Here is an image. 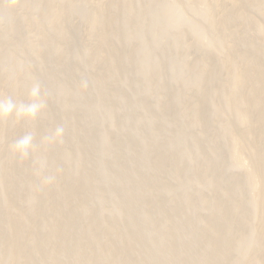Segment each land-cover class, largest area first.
I'll return each instance as SVG.
<instances>
[{"label": "rangeland", "instance_id": "374dc122", "mask_svg": "<svg viewBox=\"0 0 264 264\" xmlns=\"http://www.w3.org/2000/svg\"><path fill=\"white\" fill-rule=\"evenodd\" d=\"M34 81L45 111L0 122V264H264V0H0V97Z\"/></svg>", "mask_w": 264, "mask_h": 264}, {"label": "clouds", "instance_id": "9594fccd", "mask_svg": "<svg viewBox=\"0 0 264 264\" xmlns=\"http://www.w3.org/2000/svg\"><path fill=\"white\" fill-rule=\"evenodd\" d=\"M81 87L87 88V80L81 81ZM27 103H16L11 98L0 97V122L10 120L13 123L22 121H35L47 107V97L41 84L34 81L28 92ZM65 136V126H56L49 134L41 138V144L51 145L63 143ZM36 148L35 136L32 132H26L10 145V151L20 161L26 160L33 155ZM38 168L36 174L40 178L39 187L50 185L55 181L54 175L43 174L47 167V161L41 158L37 161Z\"/></svg>", "mask_w": 264, "mask_h": 264}, {"label": "bare ground", "instance_id": "6f19581e", "mask_svg": "<svg viewBox=\"0 0 264 264\" xmlns=\"http://www.w3.org/2000/svg\"><path fill=\"white\" fill-rule=\"evenodd\" d=\"M238 73H239V72H238ZM260 74H261V73H260ZM242 75H243V78H244V77H245V76H244V73H242ZM257 75H258V74H257ZM262 75H263V74H262ZM236 76H237V77L239 76V77H238L239 81H238L237 83L239 84L238 86H239V88H240V85H241V82H240V81L243 80V79L240 77L239 74H238V75L236 74ZM258 76H259V75H258ZM261 77H262V76H261ZM258 78H259V77H258ZM262 78H263V77H262ZM260 79H261V78H260ZM234 80H237L236 77L234 78ZM258 80H259V79H258ZM262 80H263V79H262ZM244 81H245V80H244ZM235 82H236V81H235ZM239 82H240V83H239ZM237 83H236V86H237ZM236 86H234V87H236ZM238 86H237V87H238ZM241 86H242V85H241ZM256 86H257V85H256ZM235 89H236V88H235ZM237 89H238V88H237ZM255 89H256V88H255ZM255 89H254V90H255ZM254 90H253V91H254ZM261 92H262V91H261ZM261 94H263V92H262ZM259 95H260V94H259ZM260 96H261V95H260ZM261 97H262V96H261ZM234 98H235V97H234ZM237 98H238V97H237ZM240 98H241V97H240ZM232 99H233V98H232ZM235 99H236V98H235ZM229 100H230V98H229ZM229 100H228V101H229ZM233 100H234V99H233ZM233 100H231V101H233ZM236 100H237V99H236ZM239 100H240V99H239ZM245 100H246V99H245ZM228 101H227V102H228ZM234 102H235V100H234ZM236 102H237V101H236ZM242 102H244V101H242ZM242 102H241V103H242ZM246 102H247V100H246ZM257 102H258V101H257ZM249 104H251V103H249ZM258 104H259V103H258ZM260 104H261V103H260ZM240 105H241V104H240ZM243 105H244V104H243ZM252 105H253V104H252ZM254 106H255V104H254ZM262 106H263V105H262ZM262 106H261V107H262ZM241 108H242V107H241ZM248 108H249V107H248ZM254 109H255V108H254ZM258 109H259V108H258ZM262 110H263V109H262ZM247 111H248V110H247ZM242 113H243V112H242ZM257 113H258V112H257ZM240 114H241V113H240ZM243 115H244V114H242V117H243ZM252 115H253V114H252ZM254 115H255V114H254ZM258 115H259V114H258ZM235 116H236V118H237V117H238V114L235 115ZM240 116H241V115H240ZM246 116H247V113H246ZM246 116L244 115L243 118H245V119L248 118V120L251 119V118L246 117ZM248 116H249V114H248ZM250 117H251V115H250ZM238 118H239V117H238ZM240 118H241V117H240ZM254 118H255V117H254ZM257 118H258V117H257ZM241 119H242V118H241ZM241 119H240V121H245L244 119H242V120H241ZM237 120H239V119H237ZM257 121H258V120H257ZM260 121H261V120H260ZM263 121H264V120H263ZM263 121H262V122H263ZM251 130H252V129H251ZM251 130H250V131H251ZM253 131H254V130H253ZM251 132H252V131H251ZM251 132H250V133H251ZM250 133H249V134H250ZM253 134H254V133H253ZM262 134H263V133H261V135H262ZM253 150H254V149H253ZM251 152H252V151H251ZM251 152H249V156H248L249 158H248V159H250V153H251ZM254 153H255V152H254ZM252 155H255V154L252 153L251 156H252ZM260 157H261V155H260ZM253 158H257V157H254V156H253ZM251 159H252V157H251ZM251 159H250V162H248V161H246V160H244V159H243V160H240V159H239L240 161H238L237 163H238L239 166H243V167H244V166H245V167H246V166H250V165H248V163H252V162H251ZM257 159H258V158H257ZM257 159H255V160H257ZM261 159H262V158H261ZM255 160L253 161L254 163H252L253 165H254L256 162H258L260 159H259L258 161H256V162H255ZM260 161H261V160H260ZM260 161H259V162H260ZM262 162H263V161H261V163H259L258 165H259V166H260V165L262 166V164H263ZM263 165H264V164H263ZM259 166H258V167H259ZM250 167H251V169H253V170H250ZM250 167H249V173H251V172L253 171V173H252L253 175L255 174V173H254V170H258V169H261V168H262V167H260V168L257 167V169H254L255 167L252 166V165H251ZM250 171H251V172H250ZM257 172H258V171H256V173H257ZM260 172H261V171H260ZM263 172H264V171H263ZM258 173H259V172H258ZM259 174H260V173H259ZM259 174H257V176H258ZM261 174L263 175L264 173H261ZM255 175H256V174H255ZM255 175H254L253 178H255ZM257 176H256V178H257ZM259 177H260V176H258V179H259V180H258V179H253V180H252V179H251V178H252L251 175H250V177H249V178L251 179V182L254 181V182H253V185L255 184L256 187H255V186H254V187H255L256 190L258 189V188H257L258 186L260 187V180H261L260 178H262V177H264V176H262V177H260V178H259ZM262 179L264 180V178H262ZM261 181H262V180H261ZM263 183H264V181L262 182V184H263ZM262 184H261V186L264 187V186H263L264 184H263V185H262ZM261 189H262V188H261ZM256 190H255V191H256ZM259 190H260V188H259ZM259 190H257V191L259 192ZM262 190H263V189H262ZM262 190H261V191H262ZM257 191H256V192H257ZM256 192H255V195L257 196V193H256ZM263 192H264V191L260 192V197H261V193H263ZM256 196H255V197H256ZM263 196H264V195H263ZM257 197H259V195H258ZM259 199L264 201V199H261V198H259ZM263 201H262V202H263ZM260 202H261V201H260ZM262 202H261V203H262ZM263 203H264V202H263ZM263 203H262V204H263ZM259 205H260V204H259ZM263 205H264V204H263ZM261 207H262V206H261ZM258 208H259V207H258ZM259 209H260V208H259ZM257 210H258V209H257ZM260 211H261V210H260ZM258 214H260V213H258ZM258 214H257V216H262L264 213H263V211H262V215H258ZM263 217H264V216H263ZM263 217H262V218H263ZM260 218H261V217H260ZM262 218H261V219H262ZM258 219H259V217H258ZM261 222H262V221H261ZM263 222H264V221H263Z\"/></svg>", "mask_w": 264, "mask_h": 264}]
</instances>
